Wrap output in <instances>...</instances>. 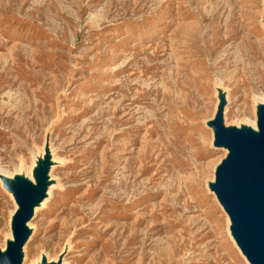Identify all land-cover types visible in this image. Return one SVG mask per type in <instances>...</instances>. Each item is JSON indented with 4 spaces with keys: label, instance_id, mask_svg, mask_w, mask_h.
<instances>
[{
    "label": "rangeland",
    "instance_id": "1",
    "mask_svg": "<svg viewBox=\"0 0 264 264\" xmlns=\"http://www.w3.org/2000/svg\"><path fill=\"white\" fill-rule=\"evenodd\" d=\"M263 28L264 0H0V172L59 185L26 264H247L209 122L220 96L229 128L257 119Z\"/></svg>",
    "mask_w": 264,
    "mask_h": 264
},
{
    "label": "water",
    "instance_id": "2",
    "mask_svg": "<svg viewBox=\"0 0 264 264\" xmlns=\"http://www.w3.org/2000/svg\"><path fill=\"white\" fill-rule=\"evenodd\" d=\"M219 99L215 118L209 126L214 133V145L226 148L228 154L215 170L211 190L230 220L231 234L243 256L250 264H264V106L258 108V133L253 136L251 132L223 127L224 99L222 96ZM34 175L35 194L23 179L16 180V188L3 180L19 211L12 217L13 242L7 243L0 264H17L21 245L30 233L23 229L24 223L31 219L30 205L44 198L47 167L36 170Z\"/></svg>",
    "mask_w": 264,
    "mask_h": 264
},
{
    "label": "bare ground",
    "instance_id": "3",
    "mask_svg": "<svg viewBox=\"0 0 264 264\" xmlns=\"http://www.w3.org/2000/svg\"><path fill=\"white\" fill-rule=\"evenodd\" d=\"M263 30H264V28H263ZM260 104H261L262 107L264 106V99L261 100V103ZM256 124H257V119H255V122L253 124H251V125H249V124L240 125L236 129L238 131L243 130L244 132H251L253 134V136H256L257 133H258V129L256 127ZM222 125H223V127L225 129H228L229 128V126L226 125L225 121H223V118H222ZM223 150L225 152V155H227L228 154V150L226 148H224ZM42 154H43V150H42V152L39 155L42 156ZM53 161H54V163L58 164V162L56 161V159L55 160L53 159ZM33 165L34 164H32L31 166H29L26 169L27 171L30 172V175L29 176H24L23 174L22 175L18 174L16 176H14V175L13 176H10L9 174L0 172V184H1V186L3 187V180H7L8 182H10L13 185V187L16 188V180L17 179H23V181H25L26 183H28L31 186V188L29 189V191L30 192H33V194H35L34 193V190H35L34 189V186H35V184H34V181H33L34 175H33V171H32L33 170ZM19 173H21V172H19ZM51 178H52L51 174H49V175L46 176V180H45V186H46V188H45V191H44V196H43L44 198H43V200L41 202H39L38 204L30 205V207H31V218L37 213V211L39 209L43 208L47 204V200L53 194V190H55L59 186L57 184L52 183ZM213 183H214V180H213ZM7 193L9 194L10 198L14 201V204H15V209L13 211V215H14L15 213H17L19 211V207L15 203L13 194L11 192H9V191H7ZM212 195L215 198V200H217L216 195L215 194H212ZM216 202L218 203V205L220 204L218 200ZM221 208H222V206H221ZM29 221H26L24 223L23 229H25V230H27V231L30 232L31 229H32V227H31V223ZM229 225H231L230 221H229ZM11 227H12V222H11ZM28 240H29V235L25 237V239H24V241H23V243L21 245V249H20V252H19V257H18L17 264H26V260H24V248H25V245L28 243ZM12 242H13V235H12V228H11V233H10V238H9L8 243H12ZM237 248H238V250L240 252V249H239L238 246H237ZM5 252H6V249H2V251L0 252V256H3L5 254ZM244 259H245V261H246L247 264H250L249 261L246 259V257H244ZM53 261H56V260H48L47 258L45 259V258H43V256H41V258H40V260L38 261L37 264H44V262H45V264H53Z\"/></svg>",
    "mask_w": 264,
    "mask_h": 264
}]
</instances>
